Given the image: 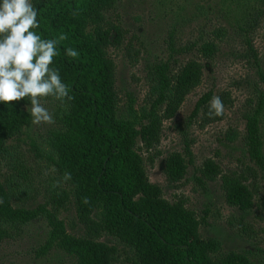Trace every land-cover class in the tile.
<instances>
[{"label": "trees", "instance_id": "obj_1", "mask_svg": "<svg viewBox=\"0 0 264 264\" xmlns=\"http://www.w3.org/2000/svg\"><path fill=\"white\" fill-rule=\"evenodd\" d=\"M118 1L33 0L42 38L65 36L51 66L72 99H42L55 100L59 110L45 141L48 151L34 141L27 144L33 157L53 172L43 201L34 207L24 206L38 193L29 181L31 169L19 156H11L32 122L29 99L0 103V240L11 237L10 229L43 218L48 230L38 254L56 247L71 264H253L240 252L223 251L217 239L201 236L205 218L187 207L183 197H163L147 177L141 150L151 154L152 162L164 122L176 117L218 55L226 53L247 68L244 78L234 83L247 88L239 113L243 128L230 127L224 133L230 143L240 140L241 158L227 171L212 158L196 165L192 140L185 137L181 151L164 157L162 171L175 184L192 167L197 186L218 182L226 205L264 219V54L255 45L264 25V0H219L225 25L206 31L203 24L186 42L175 38V30L168 31L166 57L145 66L144 103L139 112L130 109L126 116L119 109L111 52L133 45L116 13ZM67 48L77 55L66 56ZM213 96L222 101L220 115L210 114ZM233 101L230 90L210 87L182 121L184 128L222 121ZM14 170L22 184L13 179ZM70 207L82 227L80 234L68 232L60 216ZM100 236L115 244L100 241Z\"/></svg>", "mask_w": 264, "mask_h": 264}, {"label": "rangeland", "instance_id": "obj_2", "mask_svg": "<svg viewBox=\"0 0 264 264\" xmlns=\"http://www.w3.org/2000/svg\"><path fill=\"white\" fill-rule=\"evenodd\" d=\"M219 3V0L118 1L116 13L124 29L128 31L126 40L131 38L133 45L111 52L115 63V85L121 114L128 115L130 109L140 111L147 89L145 66L157 58L166 57L167 32L175 30V38L186 42L203 24H206V31L219 24L225 25L218 12ZM262 27L257 32L255 45L264 54V25ZM133 38L138 41L132 40ZM246 73L247 68L241 62L228 57L226 53L219 54L216 64L205 72L202 83L187 96L176 117L164 122L155 150L158 153H152L153 161L149 162L150 153L141 150V154L145 160L149 181L161 188L163 197L173 201L181 196L185 199L187 207L205 218V223L201 224L199 230L202 237L217 239L225 252H240L253 264H264V219H259L255 213L244 214L226 205L218 182L208 183L204 188L197 186L192 181V167L188 168L185 178L175 184L169 183L162 171L164 157L173 150L181 151L185 137L192 140L191 150L196 165H200L205 158H212L226 171L236 167L237 160L242 155L241 142L226 141L224 133L230 127L240 131L243 128L239 113L247 88L234 86V83L243 79ZM210 87L230 90L234 99L233 106L226 110L225 117L220 122L204 127L193 124L185 129L182 121L190 113L199 95ZM41 103L52 114L53 121L39 124L31 122L22 135L24 143L21 142L17 152L11 155L19 156L20 163H26V167H30L29 181L38 192L34 198L25 202V207H34L43 201V195L49 188L50 176H53L52 169H46L43 161L35 159L27 145L34 141L42 151H48L45 141L48 132L56 125L59 106L55 100H41ZM184 131L187 136L183 135ZM35 162L40 168L34 165ZM14 171L13 179L22 184V177L18 175L17 170ZM60 216L68 232L81 233L82 227L76 223L73 208L70 207ZM241 219L243 222H240ZM243 223L248 226H243ZM47 230L43 218L10 229L11 237L0 240V264H71V258L56 247L45 255L38 254V249L47 236ZM99 240L115 244V241L107 236H100Z\"/></svg>", "mask_w": 264, "mask_h": 264}, {"label": "clouds", "instance_id": "obj_3", "mask_svg": "<svg viewBox=\"0 0 264 264\" xmlns=\"http://www.w3.org/2000/svg\"><path fill=\"white\" fill-rule=\"evenodd\" d=\"M37 15L33 0H0V103L27 97L33 124L53 121L41 103L43 98L72 99L59 71L51 66L58 55V42L65 36L42 38ZM65 55L75 57L77 52L67 48ZM222 110L219 96H213L210 114L220 115Z\"/></svg>", "mask_w": 264, "mask_h": 264}]
</instances>
